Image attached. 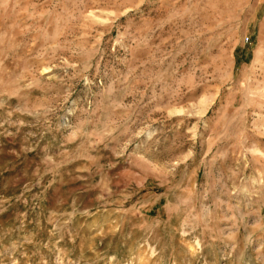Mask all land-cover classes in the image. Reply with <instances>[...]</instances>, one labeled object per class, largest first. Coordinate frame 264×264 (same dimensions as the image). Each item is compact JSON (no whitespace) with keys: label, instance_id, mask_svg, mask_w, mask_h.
<instances>
[{"label":"rangeland","instance_id":"obj_1","mask_svg":"<svg viewBox=\"0 0 264 264\" xmlns=\"http://www.w3.org/2000/svg\"><path fill=\"white\" fill-rule=\"evenodd\" d=\"M0 264H264V0H0Z\"/></svg>","mask_w":264,"mask_h":264}]
</instances>
